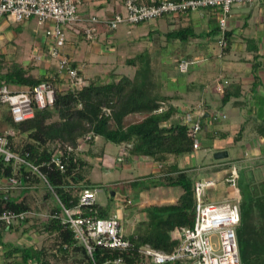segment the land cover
<instances>
[{"label": "trees", "instance_id": "obj_1", "mask_svg": "<svg viewBox=\"0 0 264 264\" xmlns=\"http://www.w3.org/2000/svg\"><path fill=\"white\" fill-rule=\"evenodd\" d=\"M145 1L150 3L151 0ZM167 36L169 43L175 45L187 44L197 35L194 28L188 26L169 32ZM47 51L48 47L45 56ZM6 57V54L0 52V80L3 86L14 90L25 88L33 90L39 84L46 82L55 87L54 104L45 109H36L35 117L22 123H15L9 106L0 101V108L4 110L3 124L6 125V129L0 131V137L6 136L9 148L33 164L50 162L54 145L77 147L79 140L88 135H91L87 144L90 148L85 154L89 153L94 157L97 154L90 151L97 137L102 138L105 144L125 147L133 157H149L160 164L166 162L171 155L179 157L194 150L193 139L188 135V125L182 121L171 122L177 109L170 104L167 108L165 106L173 98L164 95L159 89L157 74L146 54L127 60L129 66H136L137 61L143 62L133 78L123 75L109 83L100 84L97 81H90L89 84L85 83L81 87L64 90L59 88V85H65L67 80L56 70L54 76H47L37 73L34 64L29 63L26 66L15 58L9 61ZM74 66L79 67V64L74 62ZM79 75L85 80L81 66ZM68 84L67 81L66 85ZM161 109L163 110L160 111ZM131 115H143L145 118L140 123L127 126L126 118ZM168 123L170 125L165 127ZM8 132L12 133L8 134ZM101 155L103 152L100 153ZM66 162L65 173L55 168L44 167L42 170L48 175L55 196H58L66 207L73 208L78 204L82 193L87 189L95 190L96 185L84 180L82 170L87 164L84 160L78 158L75 161L71 157ZM25 169V167L21 168L18 177L23 183L29 184L33 178ZM12 176H14L13 165L2 164L0 178ZM195 177L192 171L179 170L175 175L165 176L160 182L154 183L166 188L176 187L180 190V194L175 203L150 206L145 209L147 220L140 224L136 233L130 235L137 247L150 245L167 253L176 249L179 242L173 239L172 233L175 230L191 227L194 223ZM129 183L133 187L136 185V182ZM244 186L246 189L240 191L241 222L237 229L241 261L242 264H264V191L256 194L251 190V183H244ZM7 195L0 192V212L28 211L24 200L17 202L7 198ZM60 211L58 205L52 214ZM83 214L101 218L110 217V212L97 204L84 208ZM43 224L44 231L55 236L54 246L60 254L64 257H77V264H93L86 249L77 244L73 232L63 225L60 219H49ZM12 231L13 229L7 231L0 223V245L4 250L3 264H33V262L49 264L45 259L46 250H38L33 246L17 247L5 242V234ZM120 255L126 264H139L142 261L134 251L120 253L101 248L95 250L94 260L98 264H104L108 259Z\"/></svg>", "mask_w": 264, "mask_h": 264}, {"label": "built area", "instance_id": "obj_2", "mask_svg": "<svg viewBox=\"0 0 264 264\" xmlns=\"http://www.w3.org/2000/svg\"><path fill=\"white\" fill-rule=\"evenodd\" d=\"M258 0H125L123 7L111 16L99 17L94 14L80 11L82 0H0V21L7 19L14 23H24L36 19L40 25L46 27V34L51 39L48 43L47 56L56 62L57 73L65 78L69 84L67 89H74L85 84L80 77V66H74L72 60L65 52L70 35L82 37L88 42L94 41L103 32H114L122 25L133 26L142 22L158 21L167 17H179L182 14L217 9L219 10L220 35L218 46L222 52L227 48L228 18L233 6L237 4H254ZM37 60H42L38 56ZM192 61H183L179 64L182 73H186ZM224 85L218 84V93H224ZM0 101L7 104L15 123H22L35 117L36 109H45L52 106L55 101V87L50 83H41L33 90L29 88L14 90L3 86L0 80ZM204 110V103L197 106ZM161 109L160 111H162ZM109 113V111H108ZM204 115V113L202 114ZM214 118L219 117L216 113ZM224 118L226 116H223ZM188 125V135L193 139V148H201L199 134L202 125L191 114L186 115L183 121ZM12 133V132H8ZM91 135L79 140L77 147L54 145V152L50 162L40 165L33 164L8 146L6 136L0 137V168L2 164H12L14 176L2 178L5 194L22 186V179L18 177L21 168L32 176L42 179L50 190L54 189L49 183L48 175L42 170L44 167L55 168L61 173L67 170L69 158L75 161L80 158L81 152L86 150ZM127 153V149H121V155ZM106 160L104 164H106ZM238 175L233 173L226 180L232 185H237ZM214 180H200L195 183V218L191 227L177 230L173 236L179 242L176 249L167 253L143 245L137 247L135 242L126 235L122 219L119 215L108 218L84 215V208L96 204L97 190H85L73 208L66 207L58 196H55L61 208L59 213L50 215V219H60L61 223L68 227L74 234L78 245L83 246L91 257L93 264L94 252L97 248L120 253L136 252L142 259L139 264H242L237 236V229L241 222V210L238 203L233 201L210 202L206 194L215 186ZM5 190V191H4ZM131 204V200H126ZM28 212L4 210L0 212V223L7 231L14 229L18 224H24L28 218ZM104 264H126L120 255L108 259Z\"/></svg>", "mask_w": 264, "mask_h": 264}, {"label": "crops", "instance_id": "obj_3", "mask_svg": "<svg viewBox=\"0 0 264 264\" xmlns=\"http://www.w3.org/2000/svg\"><path fill=\"white\" fill-rule=\"evenodd\" d=\"M124 2L125 0H82L80 11L94 14L92 10H99L104 12L102 16H111L121 10ZM219 18V10L206 9L188 15L175 18L167 17L155 21L157 25L161 26H163L162 23L172 26L178 23L181 28L192 26L197 36L193 37L187 44L191 43L196 53L203 48V54L198 53L199 57L192 58L190 54H185L180 59V63L187 60L192 61L191 66L199 61H203L204 65L198 69H193L191 74L189 73L191 66L189 67L186 73H189L190 76L186 81L185 92L170 95L174 98L169 104L177 109L171 122H183V118L188 114L201 122L202 132L199 136L201 148L211 152L214 160L207 164L204 163V166H199L197 152L201 148L179 157L171 155L166 162L161 164L149 157H133L128 152L116 156L117 160L124 164V168H132L140 172L136 179L128 177L120 180V182H126L123 184L124 188L125 190L128 188L132 194L134 187L129 182H136L135 184L139 185L137 190L138 201L134 203L131 200V204H126L125 201L128 196L123 193L126 199L125 201L123 198L121 199L124 201H122V207L109 211L110 216L117 214L121 217L124 229L126 218L132 215L128 213L129 208L135 209L133 228L137 231L140 224L147 220L146 208L168 205L177 201L180 194L179 189L176 187L166 188L154 183L160 182L165 176L175 175L179 170L192 171L196 175V182L214 180L215 186L210 188L206 194L208 201L214 203L233 201L239 204L240 191L245 188L244 183H251V190L256 194L264 191V0H258L254 4L233 6L228 18V46L225 52H222L218 46ZM5 21L8 20L2 19L0 21V42L2 43L6 35L3 32L7 25ZM202 36H204V41L201 40ZM9 37L13 39L14 35L10 34ZM81 40L83 39L70 35L65 52L82 68L83 66L80 65L79 61L67 52V47L77 48ZM2 43H0V51H2ZM88 43L91 44L92 42ZM187 44L182 43V45ZM38 47L44 52L40 53L39 56L45 58L43 63L46 65L42 68L41 74L54 76L57 69L56 62L53 60L46 62L48 60L45 57L48 43ZM97 50L98 48L93 46V51L98 52ZM49 65H53V67ZM226 81L229 84L224 86V93H218L217 85H224ZM60 86L62 89L65 88V85ZM201 103H204L203 111L197 108ZM203 113L204 115H202ZM216 113L219 114V117L214 118L213 115ZM131 118H139L140 120L136 123H140L145 116L131 115L126 118L125 122ZM170 123L165 127H168ZM96 141L91 149L104 150L102 158L104 157L108 163L104 164V160L103 164L104 167L110 168V160L108 156H105L108 145L100 141L99 137L96 138ZM100 142L101 145H99ZM89 156L94 158L93 155ZM233 173L238 175L236 186L230 185L226 180ZM2 185H4V181L0 178V192L5 194L2 192ZM7 198L16 199L10 194L7 195ZM17 198V202L23 201L22 196ZM56 208L51 209L47 217L48 220ZM176 231L172 233V237ZM127 236L130 237V235ZM4 241L8 242L6 239ZM3 254L4 250L0 245V264L4 262ZM33 264L36 263L33 262Z\"/></svg>", "mask_w": 264, "mask_h": 264}, {"label": "rangeland", "instance_id": "obj_4", "mask_svg": "<svg viewBox=\"0 0 264 264\" xmlns=\"http://www.w3.org/2000/svg\"><path fill=\"white\" fill-rule=\"evenodd\" d=\"M92 11L100 17L104 14L103 11ZM5 22L7 25L3 32H5L6 35L4 34L3 43L0 42L2 43V51L0 52L6 54V58L9 61L15 58L19 63H23L26 66L29 63L36 65V72L41 73L42 68L46 65L43 63V60H37L40 53H44L38 46L40 45L42 47V45L49 43L51 40L46 34V27L40 25L36 19H31L24 23H14L12 21ZM162 25L163 26L157 25L155 21L133 26L122 25L118 30L112 33L103 32L99 36V39L91 41V44L83 39L77 45V48L71 49L67 47V52L69 55H73V57L79 61L80 65L83 66V76L85 77L86 84H89L90 81H97L100 84H105L117 80L123 75L133 78L137 69L142 67L143 62L137 61L136 66H129L127 60H132L140 54H146L157 74L158 86L162 93L166 96L173 95L177 92L181 94L185 92L187 86L186 81L191 71L203 66L204 62L199 61L197 64L191 66L189 74L180 71V59L185 54H190L192 58L199 57V54H203V48H201L198 54L191 43L187 45H182L180 43L171 45L168 41L167 34L172 30L180 29L181 26L178 23L174 24V26L166 23H162ZM149 33L151 34L149 35ZM10 34L14 35L13 39L9 37ZM201 40L204 41V36H202ZM93 46L94 48L95 46L98 48V52L93 51ZM45 57L47 58L46 60H48L46 62H50L51 59L48 56ZM49 66L53 67V65ZM66 84L67 81L65 85ZM66 86L63 90L67 88ZM60 87L59 85V88ZM170 97L174 98L173 96ZM168 105L169 103L167 102L165 108H167ZM3 111L4 110L0 108V131L6 129V125L3 124ZM139 120V118H131L127 120L125 124L130 125ZM100 141H103V139L100 138ZM99 145H101V142ZM106 145L108 146L106 147L105 156H108L110 160V168L104 167L103 161L105 158H102V155L98 157L100 156V152L104 151H99V148L91 149L90 152L97 154V158H91L89 153L88 155L85 154L90 148V146L87 145L85 147L86 150L81 152L80 158L87 163L82 170L85 182L88 181L97 187L96 204L111 211L122 207L123 200L121 201V199L123 198L124 201L126 199L123 193L134 203L138 201L139 196L137 190L139 185H135L134 188L132 187L134 190L132 194L128 188L125 190L124 185L119 184V182L121 179L128 177H134L136 179L140 172L132 168H124V164L117 160L118 158L116 156L121 154L122 147L120 148L111 143ZM213 158L211 152H208L205 148H201V150L197 152V163H199V166H204V163L207 164L211 162L214 160ZM32 178L33 180H31L29 184L22 183V186L19 188L8 191L11 196L16 198L14 201L18 199L17 197H23L28 207L27 212L29 214L25 223L18 224L12 232L6 233L4 239L14 246H33V248H37L38 250H46L45 259L49 261V264H77L78 258L64 257L60 254L54 246L55 236L44 231L43 223L48 220L47 217L51 209L58 207V202L55 194L42 179L37 177ZM113 193L116 194V196H113ZM128 211L127 212L132 215L131 217H127L124 223L126 225V234L131 235L136 231V229L133 228L135 209L129 208Z\"/></svg>", "mask_w": 264, "mask_h": 264}, {"label": "water", "instance_id": "obj_5", "mask_svg": "<svg viewBox=\"0 0 264 264\" xmlns=\"http://www.w3.org/2000/svg\"><path fill=\"white\" fill-rule=\"evenodd\" d=\"M113 196H115V194L113 193Z\"/></svg>", "mask_w": 264, "mask_h": 264}]
</instances>
